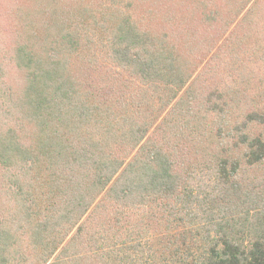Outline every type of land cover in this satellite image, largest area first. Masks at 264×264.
Listing matches in <instances>:
<instances>
[{"label": "trees", "instance_id": "obj_1", "mask_svg": "<svg viewBox=\"0 0 264 264\" xmlns=\"http://www.w3.org/2000/svg\"><path fill=\"white\" fill-rule=\"evenodd\" d=\"M9 11L0 264H264V0Z\"/></svg>", "mask_w": 264, "mask_h": 264}, {"label": "rangeland", "instance_id": "obj_2", "mask_svg": "<svg viewBox=\"0 0 264 264\" xmlns=\"http://www.w3.org/2000/svg\"><path fill=\"white\" fill-rule=\"evenodd\" d=\"M18 2L19 0H0V28L2 33V36H0V54L10 46L12 40V23L8 17L9 10Z\"/></svg>", "mask_w": 264, "mask_h": 264}]
</instances>
